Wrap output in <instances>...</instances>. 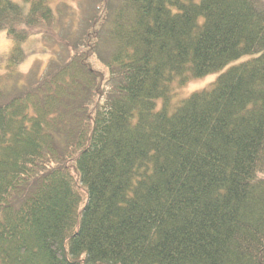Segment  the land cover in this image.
<instances>
[{
  "label": "trees",
  "instance_id": "trees-1",
  "mask_svg": "<svg viewBox=\"0 0 264 264\" xmlns=\"http://www.w3.org/2000/svg\"><path fill=\"white\" fill-rule=\"evenodd\" d=\"M0 32V264H264V0H0Z\"/></svg>",
  "mask_w": 264,
  "mask_h": 264
},
{
  "label": "rangeland",
  "instance_id": "rangeland-1",
  "mask_svg": "<svg viewBox=\"0 0 264 264\" xmlns=\"http://www.w3.org/2000/svg\"><path fill=\"white\" fill-rule=\"evenodd\" d=\"M70 4L77 7V3ZM68 13L69 12L67 10H64L63 12L64 16H68ZM53 42L54 41L49 40L48 37L36 35L31 41L25 44L24 49L28 52V58L24 64L17 68V72L22 75L20 85L26 84L29 81H37L42 78L46 72H48L49 63L52 59V53L60 50V46ZM13 46L14 44L9 38L7 32H0V57L1 55H9ZM4 73L5 71L0 69V78L4 77L3 81L6 79ZM218 75L219 73H213L206 77L194 79L183 87L177 88L173 98V104L191 96L193 93L208 89Z\"/></svg>",
  "mask_w": 264,
  "mask_h": 264
}]
</instances>
